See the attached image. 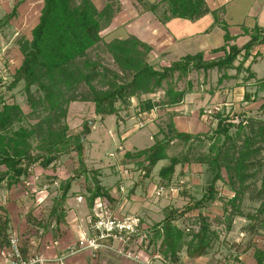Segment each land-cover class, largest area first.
<instances>
[{"label":"trees","instance_id":"1","mask_svg":"<svg viewBox=\"0 0 264 264\" xmlns=\"http://www.w3.org/2000/svg\"><path fill=\"white\" fill-rule=\"evenodd\" d=\"M19 2L0 21V29L16 19ZM117 3L118 0H108L99 10L93 0H43L31 37L17 39L22 55L20 66L9 81L0 79V188L17 186L28 180L35 167L46 171L56 167L62 159L76 155L77 167L60 184L59 194L53 198L47 217L48 223L65 221L72 187L82 179L90 181L85 198L91 214L97 200L105 199L111 208L118 202L102 185L100 171L89 168L82 140L86 128L79 134L70 133L67 118L71 103L93 104L95 115L101 121L109 116L119 120L121 112L131 107L132 99L137 100L136 115L150 113L157 107L174 108L193 92L190 81L185 89H176L175 81L186 80L193 71L217 70L221 74L218 80L221 85L237 78L252 53L264 46V30L254 28L242 46L226 44L213 51V54L223 53L218 59L205 60V54L199 52L157 69L150 61L152 48L136 38L103 41L102 32L120 12ZM140 3L145 6L142 0ZM162 6H165L166 15L165 19L161 17L163 23L173 18L194 21L207 13L204 0H162L146 7L157 13ZM230 40L226 34L225 41ZM101 44L118 71L91 58L90 53L98 50ZM260 56L262 54L256 53L253 58ZM229 71H236V75H230ZM246 71L245 82L254 80L253 86L264 90V78L258 80L250 68ZM21 83L30 110L28 114L19 104L6 103L3 96V89L11 92ZM162 90L164 97L159 99L156 95ZM245 99L250 101V95H245ZM259 110L264 112V102ZM38 114L37 123L25 124L28 116ZM214 114L216 127L205 134L180 132L170 117L167 128L159 130L162 138L156 136L152 146L125 153L127 161L136 162L135 170L145 171L142 179L147 178L159 162L168 161L159 171L158 185L173 186L177 167L192 163L205 167L208 175L201 198L190 202L183 211L167 208L164 219L145 234H154L151 243L159 245L157 251L166 264H181L183 250L188 258L199 260L213 249L220 239L219 232L213 228L214 222L229 233L235 218H244L247 224L241 230L249 239L244 244H231L236 253L233 259L241 263V256L253 251L255 264H264V247L253 242V238L264 231V119L249 112L235 117L224 115L222 111ZM174 141L185 150L170 157L169 148ZM206 142L208 151L198 152L196 149H201ZM220 185L227 187L231 194L222 196ZM247 195L251 201L259 203L254 212L243 211ZM217 203L221 204V220L210 219L205 214ZM194 211L198 212L197 229L177 226L180 219ZM9 238L8 220L0 214V249L8 246ZM20 245L22 258H32L28 242L20 238Z\"/></svg>","mask_w":264,"mask_h":264},{"label":"rangeland","instance_id":"2","mask_svg":"<svg viewBox=\"0 0 264 264\" xmlns=\"http://www.w3.org/2000/svg\"><path fill=\"white\" fill-rule=\"evenodd\" d=\"M107 2L104 0L98 1L96 5L98 8H102ZM117 5L120 7L121 11L122 7L126 8L127 5H130V1L118 0ZM134 5H136L137 8L140 6V9L144 12H149L146 5L144 4L145 6H143V4L140 3V0H137ZM142 11H139V13ZM119 13L120 12L116 14L114 19H116ZM38 15L39 14L37 13L36 18ZM4 16H6V11L0 9V19H3ZM162 16V18L165 19V11H163ZM112 24L113 23L102 32L103 41L105 43H109L115 38H120L121 36L117 31L118 28L116 27L114 29L115 26ZM18 26L19 27L15 26L14 28L5 29V33L3 34L0 33V79L4 82L9 81L13 71L21 64L22 55L19 50L17 39L21 36H25L26 38L31 37L29 28L32 24L27 25L19 23ZM122 28L123 32H127L128 27ZM17 30L20 31L18 36L15 35V33L18 32ZM90 56L92 59L98 60L102 65L118 71V67L114 64L111 55L105 51L103 44L100 45L98 50L92 51ZM206 57L207 60H211V58L218 59L220 56L211 55L209 53ZM258 58L260 59H257L256 63L261 62V65L255 67V69H257L256 75L259 77L257 78L259 80L264 78V56L262 55ZM240 59L235 65H238ZM249 63L250 61L247 62V64ZM155 66L157 69L163 67L158 63ZM250 71L252 72V67L250 68ZM228 73L232 76L236 75V71H229ZM220 76L221 74L217 70H212L206 73L193 71L186 80L174 82L176 89L187 88L186 85L188 81L192 83L193 92L190 95L191 98L189 99V102L184 100L183 103L175 108H168L170 110L157 107L150 113L136 115L137 100L132 99L131 107L121 112L119 120L114 116H109L106 118L105 122H102L95 115L94 105L91 103L75 102L70 104L67 118L70 133L79 134L85 130L86 123L95 121L94 125H89V132L84 136L86 160L90 169H97L100 171L102 185L109 189L113 195H116L114 199H118L117 193L122 197L121 200L120 198L118 199L119 202L117 205H113L112 208L108 204L110 211L114 214L116 213V217L114 216L113 218L118 219L119 216L117 214L121 212L122 218H138L140 221H143V228L148 229L164 219L167 208L183 211L190 202L201 198L208 177L205 167L193 163L183 168L177 167L173 186L180 189L179 193L177 195L166 193L162 196H156L154 194V189L159 186V171L163 166L168 164V161L159 162L150 175L147 178L142 179L141 174H139L140 169L135 170L137 167L135 164L136 162L127 161L124 157L127 151L135 152L152 146L156 136L162 138L159 130L161 128H167V124L171 120L170 117H178V120H180L179 117L183 116L189 129H191V126L194 127L196 120L201 121L203 124L202 131H193L195 134H205L209 129L215 128L217 119L214 116V113H219L221 111L224 115H231L234 117L243 115L244 112H249L250 114L254 113V115L261 116L264 119V112L259 110L264 102V90H257L258 88L253 86L255 82L254 80L245 82V79L248 76L246 68L237 78L226 80L221 85L218 84ZM167 85V83H164V87H167ZM23 87L24 84L21 83L11 92L3 89V96L6 103H17L21 106L24 113L28 114L30 110L28 108L27 97L23 91ZM245 95H250V101H246ZM156 97L162 99L164 97V91H160ZM215 108H219L220 111L216 112ZM208 110H213L214 113L206 116L203 111ZM255 112L257 114H255ZM199 115H204L202 117L203 119H198ZM39 118L40 114L28 116L27 123L25 124H35ZM208 147L209 144L206 142L201 149L197 148L196 150L198 152L208 151ZM184 150L185 149L181 144L174 141L170 145L169 156H177ZM67 160L73 161V164H69V162L64 164L63 161ZM75 167H77L76 155L66 157L61 160L56 167L47 170L50 171V173H58L56 177L52 176L50 178L40 179L39 183L36 184L40 189L45 187L50 188V197L48 199L49 201H47L49 205H52L53 198L59 194L60 184L71 175ZM127 167L132 169V176H130L129 179H122L124 177L122 172ZM89 184L90 181L86 182L82 179L80 182L74 183L73 185L71 192H74V195L80 194L82 196V205L87 204L85 194L86 187L89 186ZM121 184L126 188V192L124 193L120 192ZM259 185L260 183H258V186ZM219 189L222 196L231 194L228 188L224 185H220ZM25 193L27 194V192ZM120 202L123 205L119 204ZM74 203L75 205L77 204L76 200L71 197L69 199V204ZM258 206L259 203L251 201L249 195H247L243 202V211L245 213L254 212ZM118 207L123 208L122 211H119ZM97 213L99 214L101 211L98 210ZM205 214H207L210 219L217 218L221 220V204L217 203L216 206H212L205 212ZM93 215L94 214H91V219L94 218ZM197 215V211L189 213L176 224L180 228L197 229L195 224ZM101 216L105 217L104 211L101 213ZM246 224L247 220L237 217L234 221L233 230L228 233L224 226L218 225V223L214 222L213 228L219 232L220 239L215 243L213 249L209 251L207 256L199 260L188 258L185 254V250H183L180 254L182 259L181 264H255L252 255L253 251L242 255L241 263H238L233 259L236 253L231 249V244H244L249 239V236L241 230ZM142 229L141 231L143 233L140 231L138 235L139 239H137L133 245L135 248L137 247L136 243L140 240V236L145 235L146 230ZM148 237L152 240L154 234L151 232ZM253 242L264 247V231L260 233L259 236H255Z\"/></svg>","mask_w":264,"mask_h":264},{"label":"crops","instance_id":"3","mask_svg":"<svg viewBox=\"0 0 264 264\" xmlns=\"http://www.w3.org/2000/svg\"><path fill=\"white\" fill-rule=\"evenodd\" d=\"M98 1L102 0H93L95 5ZM104 1L107 2L108 0ZM128 1H130V5H127L126 8L122 7L112 22V25L115 26L114 29L117 27V31L121 35L120 38L115 39L134 37L147 44L152 48L150 61L161 66L168 65L186 55H194L199 52L205 54V60H207L206 55L209 53L222 57V52L213 54V51H218L226 44L242 46L249 40V34L254 28L264 30V0H204L207 13L203 17L194 21L173 18L166 23H163L161 19L165 6H162L157 13L149 10V12H144L140 6L137 8L134 5L137 0ZM160 1L162 0H142L146 6ZM18 2L20 4L16 19L0 29V33L3 34L5 29L19 27V23H23L32 24L29 28L31 35V30L38 24L43 0H0V9H4L8 15ZM139 11L142 12L139 13ZM37 13L39 15L36 18ZM122 27H128L127 32H123ZM17 31L16 36L20 32ZM226 34L231 37L229 42L225 41ZM256 53L264 56V46L257 48L248 60L250 63L247 64V61L244 65L245 68L252 67V72L255 75L257 70L255 67L261 65V62L256 63V60L260 58H253ZM256 78L259 77L256 75ZM190 95L185 97L186 102H189ZM202 117L199 115L198 119H203ZM179 118L180 120L178 117L173 118V122L180 132L195 134L194 132L202 131L203 124L201 121L196 120L194 127L191 126V130L184 117ZM105 121L106 119L102 122ZM66 162L73 164V161L70 160L63 161L64 164ZM57 175L58 173H50V171L35 167L28 180L22 181L17 186L7 187L4 185L0 188V214L8 220L9 235H15L26 240L30 254L49 260L46 264H58L56 260L65 256H67L65 264H137L108 250H100L95 253L90 249H85L67 255L69 249L74 247L81 237L89 233L91 211L87 204L82 205L83 198L80 194L74 195V192H71V197L76 200L77 204H69L71 197L67 200L65 221L61 224L47 222L48 214L53 205V203L52 205L47 203L50 197V188L40 189L36 185L32 186L38 184L40 179L56 177ZM112 196L115 198L116 195L112 194ZM117 198L122 199L118 193ZM121 207H118L119 211H122L123 208ZM117 215L121 218V212ZM141 226L143 228V221H141Z\"/></svg>","mask_w":264,"mask_h":264},{"label":"built area","instance_id":"4","mask_svg":"<svg viewBox=\"0 0 264 264\" xmlns=\"http://www.w3.org/2000/svg\"><path fill=\"white\" fill-rule=\"evenodd\" d=\"M216 112H219V108H215ZM206 116L214 113L213 110H208L204 112ZM132 169L126 168L122 172L124 176L122 179H129ZM141 176L145 175L144 170H139ZM37 179V178H36ZM131 180V179H130ZM34 184L32 187H34ZM48 187H45L47 189ZM180 189L174 186L166 187L159 185L155 187L154 194L156 196H162L163 194L177 195ZM120 192H126L124 185H120ZM98 210L103 213H97ZM110 211L108 202L103 200H97L93 210V219L90 220L89 233L79 239L77 244L69 249L67 255H72L79 250L90 249L95 253L100 250L113 251L117 255L135 262L137 264H166L163 256L157 251L159 245L156 247L151 243L150 238L147 234L140 236V240L136 243L137 247H133L135 241L139 239L137 236L135 239L132 238L133 235L139 233L142 229L141 221L138 218H113L115 214ZM116 217V216H115ZM96 218V219H95ZM141 227V228H140ZM145 229V228H143ZM142 229V230H143ZM145 229L146 231L149 230ZM67 256L56 260L58 264H65V259ZM49 260L40 256H33L28 260L22 258L20 238L18 236L12 235L9 238V244L6 248L0 249V264H46Z\"/></svg>","mask_w":264,"mask_h":264},{"label":"water","instance_id":"5","mask_svg":"<svg viewBox=\"0 0 264 264\" xmlns=\"http://www.w3.org/2000/svg\"><path fill=\"white\" fill-rule=\"evenodd\" d=\"M94 124H95V121H91V122L86 123V131H85V133L82 135V140H84V136H85V134H87V133L89 132V129H88L89 125H94Z\"/></svg>","mask_w":264,"mask_h":264}]
</instances>
